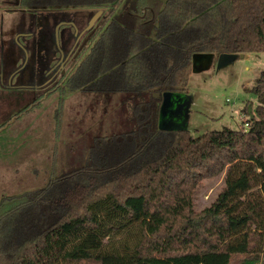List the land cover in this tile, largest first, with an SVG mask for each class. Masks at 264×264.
I'll list each match as a JSON object with an SVG mask.
<instances>
[{
    "label": "trees",
    "instance_id": "16d2710c",
    "mask_svg": "<svg viewBox=\"0 0 264 264\" xmlns=\"http://www.w3.org/2000/svg\"><path fill=\"white\" fill-rule=\"evenodd\" d=\"M31 11L101 10L56 92L120 99L129 130L96 133L77 170L0 195V264H253L264 253V69L247 125L192 136L157 127L195 53L264 52V0H0ZM76 97V96H75ZM54 166V165H53ZM52 173V171H50ZM222 176L199 211L194 194ZM264 264V263H263Z\"/></svg>",
    "mask_w": 264,
    "mask_h": 264
},
{
    "label": "rangeland",
    "instance_id": "374dc122",
    "mask_svg": "<svg viewBox=\"0 0 264 264\" xmlns=\"http://www.w3.org/2000/svg\"><path fill=\"white\" fill-rule=\"evenodd\" d=\"M47 10L31 11L16 3H0V48L4 46L5 49L0 67L3 77V84L0 83V124L9 120L0 130V195L38 188L44 185L49 174L60 176L79 169L85 163V150L94 134L131 128L127 112L118 98H113L103 108L102 101L79 99L76 94L65 96L59 119L54 111L58 94L51 91L41 103L24 110L26 93L31 91L25 87L19 90L10 88L7 79L24 68L27 61L25 51L33 41L31 36L36 37L43 50L44 47L49 50L51 45H61L66 53L72 45L73 35L65 43L66 37L56 21L60 17L69 18L80 32L96 12L85 8H72L63 13ZM102 15L83 32L84 37ZM216 57L205 68L191 70L184 91L192 97L187 130L194 137L206 131L244 126L243 121L249 117L243 112L246 103H251V117L257 104L255 96L246 88L254 84L264 69V52L239 56L219 69L215 67ZM11 84L15 85V79ZM19 95L23 96L17 98ZM15 112L18 116L14 118ZM221 186L222 176L204 180L194 194L195 211L208 206ZM263 263L264 253L253 264Z\"/></svg>",
    "mask_w": 264,
    "mask_h": 264
},
{
    "label": "flooded vegetation",
    "instance_id": "af4514ba",
    "mask_svg": "<svg viewBox=\"0 0 264 264\" xmlns=\"http://www.w3.org/2000/svg\"><path fill=\"white\" fill-rule=\"evenodd\" d=\"M70 10L71 9H53L47 11L63 13L64 11ZM56 23L59 24L58 29H62V32L66 37L65 43L70 41L71 35H73L72 39L74 43L72 41V45H70L66 53H64V47L57 45V41V47L51 45L49 50H47L46 47H44L43 50L39 47V42L35 39L36 37L31 36L33 38L31 47L28 51L24 48L27 52V61L24 66L26 69H21L19 73L14 72L10 77V81L15 79L14 87L16 86L17 90H19L18 86L24 85V89H29L31 91V93H26L28 97L25 102L24 110L31 109L35 105L41 103L48 97L49 92L56 90L58 85H61L63 82L62 78L66 75L69 61L75 52L77 42L79 41V38L84 35V30L78 32L75 26L76 23L69 18L64 19V17H60ZM61 26H64V28H61ZM36 46H38V48H36ZM58 49L60 50L58 51ZM48 51H50V53ZM17 76L18 78L16 79ZM16 115L18 114H15L14 118Z\"/></svg>",
    "mask_w": 264,
    "mask_h": 264
},
{
    "label": "water",
    "instance_id": "95a60500",
    "mask_svg": "<svg viewBox=\"0 0 264 264\" xmlns=\"http://www.w3.org/2000/svg\"><path fill=\"white\" fill-rule=\"evenodd\" d=\"M101 10H97L89 19L86 28L89 29L99 15ZM25 51V50H24ZM26 53V51H25ZM245 54L221 53L216 57V69H219L231 62L237 57H243ZM212 54L195 53L191 57V70L198 71L211 64ZM192 97L185 92L164 91L161 94V101L158 109L157 127L162 131H186L188 126L189 108ZM248 112H251L248 108Z\"/></svg>",
    "mask_w": 264,
    "mask_h": 264
},
{
    "label": "crops",
    "instance_id": "0c3cea01",
    "mask_svg": "<svg viewBox=\"0 0 264 264\" xmlns=\"http://www.w3.org/2000/svg\"><path fill=\"white\" fill-rule=\"evenodd\" d=\"M4 53H5V49H4V46H1V48H0V67L3 65V62H2V60H3V56H4ZM8 56V55H7ZM8 59V57L6 58V59H4L5 61ZM2 63V64H1ZM7 63H9V60H8V62ZM0 83L1 84H3V77H1V75H0ZM11 84V81H10V77L7 79V86L8 87H10V88H13V89H16L17 87L15 86L14 87V85H10ZM20 87H24V85H21V86H18V88H20ZM20 96H23V95H19V96H16L17 98L18 97H20ZM14 99H15V97H14ZM26 99H27V97H26ZM25 108V107H24ZM27 110H29V109H27ZM24 111V110H23ZM21 113V112H20ZM15 114H16V112H15ZM15 114H13V116L15 115ZM16 116H18V115H16ZM9 122V120L8 121H6V122H3V123H1L0 124V130L7 124Z\"/></svg>",
    "mask_w": 264,
    "mask_h": 264
},
{
    "label": "built area",
    "instance_id": "2783aa9c",
    "mask_svg": "<svg viewBox=\"0 0 264 264\" xmlns=\"http://www.w3.org/2000/svg\"><path fill=\"white\" fill-rule=\"evenodd\" d=\"M247 124L246 123H244V127L246 126Z\"/></svg>",
    "mask_w": 264,
    "mask_h": 264
}]
</instances>
